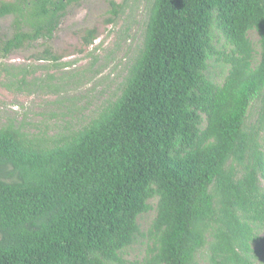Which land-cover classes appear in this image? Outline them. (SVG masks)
<instances>
[{"label":"trees","instance_id":"trees-1","mask_svg":"<svg viewBox=\"0 0 264 264\" xmlns=\"http://www.w3.org/2000/svg\"><path fill=\"white\" fill-rule=\"evenodd\" d=\"M83 1L0 0V57L43 42L50 63L3 66L12 87L67 93L35 74L66 67L48 44ZM127 3L110 0V22ZM263 245L264 0H147L119 88L87 121L0 125V264H264Z\"/></svg>","mask_w":264,"mask_h":264},{"label":"rangeland","instance_id":"rangeland-1","mask_svg":"<svg viewBox=\"0 0 264 264\" xmlns=\"http://www.w3.org/2000/svg\"><path fill=\"white\" fill-rule=\"evenodd\" d=\"M115 1L124 4L126 0ZM146 4L147 0H128L115 23L110 22L114 18L110 0H85L69 8L55 38L48 44L60 58L59 63L66 67L38 70L35 74L37 78L45 77L46 73L58 77L54 84L67 91L62 97L50 92L20 91L10 85L11 77L2 72L3 66L28 69L49 66V62L35 58L44 52L43 42L14 52L8 59L0 57V125L14 122L34 133L49 129L53 135L67 124L73 127L87 121L102 102L117 92L140 43ZM11 24V17L0 20V38L11 35ZM89 30H96L97 39L87 48L84 36ZM221 70L216 65L212 72L220 76ZM33 81L34 76L27 78V82Z\"/></svg>","mask_w":264,"mask_h":264}]
</instances>
